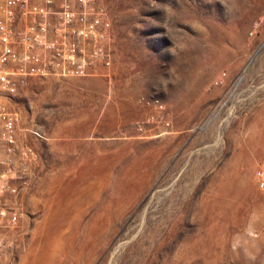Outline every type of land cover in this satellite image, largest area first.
<instances>
[{"label":"rangeland","instance_id":"374dc122","mask_svg":"<svg viewBox=\"0 0 264 264\" xmlns=\"http://www.w3.org/2000/svg\"><path fill=\"white\" fill-rule=\"evenodd\" d=\"M100 1L111 65L9 102L38 158L0 264H264V0Z\"/></svg>","mask_w":264,"mask_h":264},{"label":"built area","instance_id":"2783aa9c","mask_svg":"<svg viewBox=\"0 0 264 264\" xmlns=\"http://www.w3.org/2000/svg\"><path fill=\"white\" fill-rule=\"evenodd\" d=\"M111 36L109 12L100 0H0V246L6 243L1 234L17 228L23 214L12 179L23 180L25 174L14 168L38 158L32 146L18 148V115L10 100L29 77H86L109 67ZM138 100L154 108L136 122L140 130L169 125L159 98ZM32 132L43 138L42 132ZM254 179L264 190V161Z\"/></svg>","mask_w":264,"mask_h":264}]
</instances>
